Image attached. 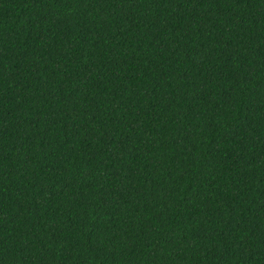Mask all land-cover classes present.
I'll return each instance as SVG.
<instances>
[{
	"label": "trees",
	"instance_id": "obj_1",
	"mask_svg": "<svg viewBox=\"0 0 264 264\" xmlns=\"http://www.w3.org/2000/svg\"><path fill=\"white\" fill-rule=\"evenodd\" d=\"M0 264H264V0H0Z\"/></svg>",
	"mask_w": 264,
	"mask_h": 264
}]
</instances>
